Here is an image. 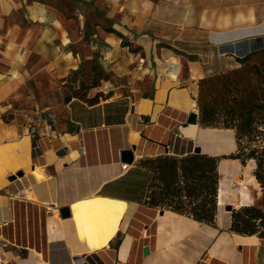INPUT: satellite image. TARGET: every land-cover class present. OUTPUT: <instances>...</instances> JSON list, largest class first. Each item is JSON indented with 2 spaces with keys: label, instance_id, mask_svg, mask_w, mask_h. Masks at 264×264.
<instances>
[{
  "label": "crops",
  "instance_id": "1",
  "mask_svg": "<svg viewBox=\"0 0 264 264\" xmlns=\"http://www.w3.org/2000/svg\"><path fill=\"white\" fill-rule=\"evenodd\" d=\"M239 16L246 25H235ZM257 38H264V0H0V254L17 261L35 251L49 256L43 264H74V255L84 264H147L149 250L156 257L150 264L201 263L207 250L192 254L178 245L192 236L191 224L203 226L190 219L180 217L187 222L180 237L166 226L141 239L145 230L138 231L161 217L143 207L152 175L138 162L192 153L181 131L198 81L234 69L235 46ZM93 60L117 75L136 63L129 73L135 83L147 81L145 94L109 86L90 92L100 95L94 105L73 98L63 87L77 90L78 65ZM42 79L52 86L50 100L39 96ZM26 126L34 137L22 136ZM49 127L54 140L44 138ZM132 146L133 164H122L121 152ZM36 166L46 181L32 176ZM18 172L21 178L8 181ZM65 208L71 217L62 220ZM223 220L228 229L230 214ZM230 234L250 254L264 241ZM118 236L119 248L110 247ZM248 264H256L253 256Z\"/></svg>",
  "mask_w": 264,
  "mask_h": 264
},
{
  "label": "trees",
  "instance_id": "2",
  "mask_svg": "<svg viewBox=\"0 0 264 264\" xmlns=\"http://www.w3.org/2000/svg\"><path fill=\"white\" fill-rule=\"evenodd\" d=\"M253 50L237 56V66L197 83L193 100L202 130L230 131L235 152L228 159L241 166L254 163L253 178L264 191V38L241 44ZM124 46V44H123ZM255 46H257L255 48ZM92 66L91 83L71 89L72 97L94 105L99 94L89 98L90 91L107 82L97 61ZM227 157L189 154L183 157L161 155L145 158L138 168L151 173L143 207L164 210L203 226H214L219 212V162ZM228 232L242 237L264 239V212L245 205L230 213Z\"/></svg>",
  "mask_w": 264,
  "mask_h": 264
},
{
  "label": "rangeland",
  "instance_id": "3",
  "mask_svg": "<svg viewBox=\"0 0 264 264\" xmlns=\"http://www.w3.org/2000/svg\"><path fill=\"white\" fill-rule=\"evenodd\" d=\"M199 64L201 66V63H199ZM92 66H94V63H92V62H87V63L81 62L78 65V67L76 69V80H75L76 81V87H79L80 85H85V86L90 85L91 75H92V71H91ZM136 66H137V64L134 62L128 63L126 66L124 65V67L122 69L120 68L117 70L119 75H117L113 71H110L107 74V76H108L107 82H105V83L102 82L101 86L99 88L90 91V92H93V93H91V95L94 94V92H96L100 88H102V87L107 88L109 86H113L115 89L116 88L120 89V93H122V94H127L124 92V89H126L128 86L130 88L128 92H130V90H131V92H135L136 90H139L136 92H140L141 94H145L144 90L142 89V86L145 85V83L147 81H145L143 79V80H139L138 83L137 82L135 83L136 79H134L132 77V75L130 74L133 72V70L135 69ZM100 68H102V67L100 66ZM124 71H128V72H124ZM122 72H124V73L122 74ZM34 85H36V84H31V87H34ZM38 87H40L41 91H42L39 94V96L43 95V97H46L48 100H50L51 97H53L51 94V92L53 90L52 86L49 85V83L46 80H44V79L39 80ZM63 88L66 90V92H68V94H70V96H72V91H70V88L73 89V87L66 85ZM90 92H89L88 96L90 95ZM191 100L194 101L193 99H191ZM62 103L63 102L60 99L58 101V104L61 105ZM47 105H50V104L49 103L46 104L45 107H48ZM195 111H197L196 105H195ZM49 113H52V108L49 109ZM51 115H49V117ZM224 134H226V136H227L224 139H226L228 142H230V140H232L231 151L228 154H222V155L220 154L217 156V157H222V156L227 157V159L221 160L219 162V164L222 163V165L224 166V168H226V170H227V168H229L230 172L232 170H235V173L238 174V171H240L241 175L239 176V178H240L239 182H241L243 177H247V176L250 178V182L247 184V186H244V189H243L244 196L241 197V195H239L238 197L233 198L232 193L229 191L228 194L226 196H224V198H223V201H222L223 204L222 205H219V203L217 204L219 207V212L217 214V219L215 220L213 227H211V226H202L201 227L200 226V227H195L196 228L195 229L194 226H192L193 229L191 230L192 231L191 233H193V234L191 237L188 238L187 244L185 245L183 243H180L178 245H180L182 249L186 248V250L188 252H192V254H196L197 252H201L203 249H204L203 252H206V250H207V253H206V255L203 256L201 263H198V264H205L206 262L209 261L208 258L210 259L209 264H248L250 259L252 258V256L255 258L256 264H264V241L263 240L257 242L258 245H256L254 253L250 254L249 248L246 247L245 242H241L239 244H238V242L234 243V241L232 240V234L228 233L226 226H224L223 216H227V214H228L224 210V208L226 206L233 207V204H236V205H238V204H250V205H254V206L260 208L264 212V191L259 187V185L256 182L253 183V180H254L253 172L255 169L254 163L248 162V163H246L245 166H241L237 161H232L231 159H228V156L230 154L234 153L236 148H235V144H234V140L232 138V135L228 132H224ZM198 146H200V145H198ZM210 147H211V149H213L212 152L213 151L215 152L216 150H218V147L215 146V144L210 143ZM230 179L233 180V178H230ZM237 188H240L239 185L237 186ZM217 202H218V196H217ZM35 212L36 211H33L32 215L36 217L37 214ZM54 214L58 215L56 213H54ZM168 218H169V216L166 217V219H168ZM115 224H116V221H114L112 219L111 225H112V228L114 230H115V228H114ZM134 224H136V223L130 222V224H129L130 225V231H132L133 234H134V230L136 231L135 226H133ZM169 229L170 228H168V229L165 228L164 231L168 230V231H172L173 233L175 232L174 233L175 238H176V235L178 237H180V232L183 231L182 229L180 230L177 227H172L171 230H169ZM183 229L185 230V229H187V227H184ZM144 230H145V232H144ZM158 231H163V228H162V226L158 227V220H157L156 222H154V224H152L150 226L147 225V227H145L144 229L139 230L138 234H140V232L141 233L144 232V234L147 237L152 238L153 235L155 234L154 232H158ZM132 236H136V234H134ZM170 236L172 238H174L173 235H170ZM138 237H139V235H138ZM121 240H122L121 237H119V236L115 237L114 241L112 242L110 247L118 249L120 244H121ZM135 240L137 241V239H135ZM176 242H179V241H175V243ZM229 248H230V251L228 250ZM35 253L37 254V252H35ZM145 253H144V255H146V257H147L146 262H147V264H150L149 262L153 261V258L155 259L156 257L153 256L154 253L152 251L148 250ZM133 255H134V250H133ZM140 255H141V253H140ZM149 256H151V259L148 258ZM27 258L32 259L31 260L32 264H35V261L37 262V260H39L38 264H43L44 263L43 261H45V263L50 262L49 256H48V261H47L46 254L45 255L40 254L39 258H37L35 261L33 260V257L31 255L27 256ZM72 258H73L74 264H78V263L83 264L85 261L81 257H72ZM177 259L179 260L180 256L177 257ZM240 259H242V262H240Z\"/></svg>",
  "mask_w": 264,
  "mask_h": 264
},
{
  "label": "bare ground",
  "instance_id": "4",
  "mask_svg": "<svg viewBox=\"0 0 264 264\" xmlns=\"http://www.w3.org/2000/svg\"><path fill=\"white\" fill-rule=\"evenodd\" d=\"M238 19H239V21H238L239 23L236 24V26L237 25L238 26L239 25H243V26L246 25L247 22H244L242 20L241 16H239ZM194 106H195L194 102L189 101L188 108L190 110V114L197 112V111H195ZM219 132L213 133L211 130H202L198 126H193V125H189L187 128L182 129V131H181L182 136L184 138H187L188 140H190V142H192L191 143L192 146L200 145L199 147L202 148L203 153H205V154L211 153L212 156H216V155H220V154H228L231 151L232 140H230V142H228L226 139H224L225 137H227L226 134H224V132L230 133V131H222V132L219 131ZM210 143L215 144V146L218 147V150H216L215 152L214 151L212 152L213 149H211ZM52 146L54 148L55 144L52 143ZM20 153L23 154L22 151H20ZM138 154L140 155V152ZM23 156H26V154H23ZM22 162L23 163L25 162L27 164L29 161H27V159L26 160L23 159ZM129 170H130V167H127V172ZM218 172L221 176L220 188H219V192H218V202H220L221 205L223 204L222 201H223L224 196H226L229 191L232 193L233 198H236L239 195H241V197L244 196V192H243L244 186H247V184L250 182V178L248 176L243 177L241 182H239L240 181L239 176L241 175L240 171H238V174L235 173V170H232L230 172L229 168H227V170H226V168H224L223 165H220L218 167ZM32 176L36 180H38V181L42 180V182H43V181L47 180L48 173L45 169L36 166L34 171L32 172ZM230 178H233V180ZM254 182L255 181L253 180V183ZM238 185L240 188H237ZM27 193L28 192H26V194ZM245 205H247V204H244V205L241 204V206H245ZM166 214L171 215V216H169L168 219H166L167 216H165V215L163 216V218L161 217L160 218L161 220L158 221V227L168 226L170 228L177 227L180 229V226H183L184 223L186 225V223H187L185 220L180 219L179 216H176V215H173L170 213H166ZM191 226H194V228L196 227L195 224H191ZM141 239L142 240L146 239V235L144 233H142ZM170 246H172V244ZM125 247H127L126 244H124L121 252L126 249ZM165 250L166 249H164L163 251H165ZM31 256L33 257V260L35 261L37 258H39L40 255H37L34 251H31ZM73 257H81V255L73 256ZM132 260H134V261L136 260L135 255L133 256ZM37 262H39V260H37Z\"/></svg>",
  "mask_w": 264,
  "mask_h": 264
},
{
  "label": "water",
  "instance_id": "5",
  "mask_svg": "<svg viewBox=\"0 0 264 264\" xmlns=\"http://www.w3.org/2000/svg\"><path fill=\"white\" fill-rule=\"evenodd\" d=\"M236 25V24H235ZM252 40V39H251ZM250 41V40H249ZM249 41H242V42H240L239 44H237L236 46H235V49L238 51V52H240V55L242 56V52H243V55L245 54V53H247V52H249V51H251V50H253L254 49V47H253V45L252 46H250V47H246V49H242V47H241V44H245V43H247V42H249ZM257 46H255V48H256ZM70 101V98L68 97L67 99H66V103H68ZM189 125H193V126H198V113L196 112V113H191L189 116H188V118H187V120H186V124L184 125V127H186V126H189ZM213 133H218L219 131L218 130H211ZM222 132V131H221ZM220 133V132H219ZM134 150H135V147L134 146H132L131 147V150H129V151H123V152H121V154H120V162L122 163V164H127V165H132L133 164V152H134ZM168 152L167 151H165V154H167ZM192 153L193 154H203L202 153V149L199 147V146H195L194 147V149L192 150ZM222 155V154H221ZM218 155H216L215 157H217ZM23 176V173L22 172H18V173H15L13 176H11V177H9L8 178V181H14V180H16L17 178H21ZM219 203V205H221L220 204V202H218ZM224 210H225V212L226 213H228V214H230L231 213V211H232V207L231 206H226L225 208H224ZM166 213H168V212H166V211H164V210H160V211H158V215L160 216V217H163ZM59 214H60V218L62 219V220H66V219H69L70 217H71V214H70V212H69V210L67 209V208H65V209H62V210H60L59 211Z\"/></svg>",
  "mask_w": 264,
  "mask_h": 264
},
{
  "label": "built area",
  "instance_id": "6",
  "mask_svg": "<svg viewBox=\"0 0 264 264\" xmlns=\"http://www.w3.org/2000/svg\"><path fill=\"white\" fill-rule=\"evenodd\" d=\"M27 117V124H30L32 122V117H34L33 115H28L26 116ZM36 129L32 126H26L24 129H23V132H22V136L24 137H34L35 135V132ZM44 138H47V139H55L56 137H54V134L52 133V130L49 129L46 130V133L44 135ZM63 144V147L65 148V152L68 153L69 149L67 147V143L64 141L62 142ZM37 147V146H36ZM79 151V150H78ZM121 170H126V165H123L121 167ZM2 248H5L6 246L5 245H1ZM0 264H29V260L27 259H18L17 261L16 260H8L7 258H5V255L3 254H0Z\"/></svg>",
  "mask_w": 264,
  "mask_h": 264
}]
</instances>
